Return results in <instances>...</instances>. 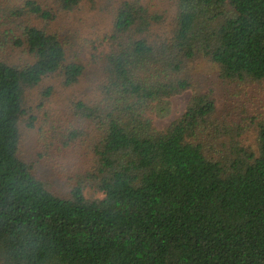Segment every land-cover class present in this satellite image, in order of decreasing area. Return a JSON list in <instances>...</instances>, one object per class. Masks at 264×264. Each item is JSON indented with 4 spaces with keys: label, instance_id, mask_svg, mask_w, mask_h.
I'll return each instance as SVG.
<instances>
[{
    "label": "trees",
    "instance_id": "trees-1",
    "mask_svg": "<svg viewBox=\"0 0 264 264\" xmlns=\"http://www.w3.org/2000/svg\"><path fill=\"white\" fill-rule=\"evenodd\" d=\"M83 1L0 0V264H264V121L245 144L210 91L151 117L200 62L264 82V0H118L84 63L52 24ZM55 99L63 187L21 151Z\"/></svg>",
    "mask_w": 264,
    "mask_h": 264
},
{
    "label": "rangeland",
    "instance_id": "rangeland-1",
    "mask_svg": "<svg viewBox=\"0 0 264 264\" xmlns=\"http://www.w3.org/2000/svg\"><path fill=\"white\" fill-rule=\"evenodd\" d=\"M117 1L84 0L80 9L52 21L53 29L59 31L61 37L66 40L71 55H75L83 63L87 61L92 45L101 43L103 34L108 29L110 9L117 4ZM8 52L19 53L12 52L10 48ZM193 80L191 88L154 106L151 117L155 127L164 128L180 115L193 93L210 91L216 100L217 114L241 124L245 144L252 143L256 121H264V82L240 85L221 79L217 70L207 62H200L194 66ZM57 108L64 109L61 108V101L55 99L45 106L43 111H37L38 120L35 128L27 130L23 135L21 151L22 156L33 161L40 176L63 187L65 179L75 176L78 165L69 158L72 148L59 152L56 149L57 143L53 147H46L47 139H52L51 135H47L50 132V124H54L57 118H62L55 110Z\"/></svg>",
    "mask_w": 264,
    "mask_h": 264
}]
</instances>
